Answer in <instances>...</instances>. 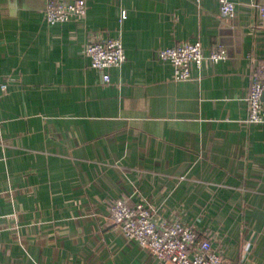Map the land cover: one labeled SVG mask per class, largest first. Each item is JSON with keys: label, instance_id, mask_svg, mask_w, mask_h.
<instances>
[{"label": "crops", "instance_id": "1", "mask_svg": "<svg viewBox=\"0 0 264 264\" xmlns=\"http://www.w3.org/2000/svg\"><path fill=\"white\" fill-rule=\"evenodd\" d=\"M49 1L0 0V264H172L124 236L117 199L190 225L223 264H264V124L246 122L264 0L232 19L217 0H86L55 25ZM95 36L126 53L108 84ZM196 41L227 59L177 82L157 54Z\"/></svg>", "mask_w": 264, "mask_h": 264}, {"label": "built area", "instance_id": "2", "mask_svg": "<svg viewBox=\"0 0 264 264\" xmlns=\"http://www.w3.org/2000/svg\"><path fill=\"white\" fill-rule=\"evenodd\" d=\"M220 15L232 19L236 14L233 0H217ZM86 0L72 2L50 0L45 10L48 24L64 23L72 18H83L87 15ZM264 17V8H261ZM125 19V13L122 15ZM91 60V66L103 73V81L110 83L109 71L120 68L126 61V53L121 36H95L84 50ZM157 58L170 63L174 68V79L183 82L192 79L193 70L200 69L205 59L213 63L227 59V51L219 46L206 57L200 41L186 42L175 47L165 48L158 52ZM6 90V86H3ZM248 124H264V65H260L254 74L247 97ZM111 220L119 226L124 236L135 241L140 247L150 250L162 263L172 264H223L220 253L212 248L210 241L194 250L196 233L193 228L180 221L158 222L151 208L144 203L134 206L125 199L114 200L111 207ZM193 250V251H192Z\"/></svg>", "mask_w": 264, "mask_h": 264}]
</instances>
